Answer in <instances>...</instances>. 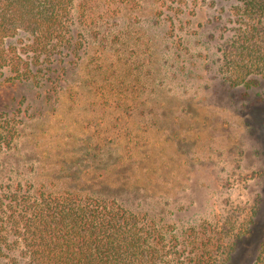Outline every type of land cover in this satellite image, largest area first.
<instances>
[{"label": "rangeland", "instance_id": "obj_1", "mask_svg": "<svg viewBox=\"0 0 264 264\" xmlns=\"http://www.w3.org/2000/svg\"><path fill=\"white\" fill-rule=\"evenodd\" d=\"M163 1L75 0L81 49L65 59L53 97L28 82L0 85V113L18 121L0 146V190L117 200L164 227L185 258L192 240L243 224L257 206L228 263L254 264L264 236V78L252 88L222 81L221 4ZM30 39L6 46L31 61ZM21 251L0 248V264H27Z\"/></svg>", "mask_w": 264, "mask_h": 264}, {"label": "trees", "instance_id": "obj_2", "mask_svg": "<svg viewBox=\"0 0 264 264\" xmlns=\"http://www.w3.org/2000/svg\"><path fill=\"white\" fill-rule=\"evenodd\" d=\"M108 1L139 5L143 0ZM197 1L214 8L221 4L220 10L229 14L227 36L219 46L222 81L230 88L256 87L264 78V0ZM74 2L0 0V78L7 68L12 73L0 85L28 82L51 89L53 97L67 70L65 59L78 56L81 49L74 30ZM21 33L31 37L24 46L33 55L31 61L23 62L15 48L6 46ZM16 122L0 113V146L12 139ZM257 210L256 206L243 224L222 225L214 237L192 240L194 252L185 258L164 227L117 200L7 185L0 190V248H21L27 264H228L239 241L250 234ZM254 264H264V236Z\"/></svg>", "mask_w": 264, "mask_h": 264}]
</instances>
